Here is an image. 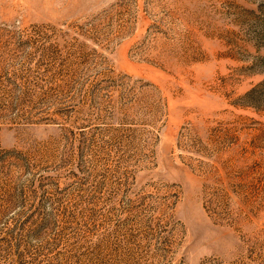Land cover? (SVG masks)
Returning <instances> with one entry per match:
<instances>
[{"label":"rangeland","instance_id":"374dc122","mask_svg":"<svg viewBox=\"0 0 264 264\" xmlns=\"http://www.w3.org/2000/svg\"><path fill=\"white\" fill-rule=\"evenodd\" d=\"M0 264H264V0H0Z\"/></svg>","mask_w":264,"mask_h":264}]
</instances>
